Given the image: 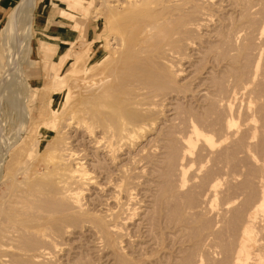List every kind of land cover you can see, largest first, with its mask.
Listing matches in <instances>:
<instances>
[{"label":"rangeland","instance_id":"374dc122","mask_svg":"<svg viewBox=\"0 0 264 264\" xmlns=\"http://www.w3.org/2000/svg\"><path fill=\"white\" fill-rule=\"evenodd\" d=\"M21 1L22 0H0V47H2L0 48V63H1L0 64V138H3V142L12 144L9 150L10 153H12L13 151H18V148L19 150H21V152L18 151L19 152L18 156L17 157L15 156L16 157L15 159L11 158V156L7 154L0 156V179H1L0 205L1 203L4 202L2 205L5 206V204L11 202L13 204H17L20 210L23 209V211H30L35 213L38 212L40 214L42 213V215L39 214L36 215L42 216L43 217L42 221L43 220L45 221L47 219L50 221H47L48 223L46 221L45 222L43 221L44 225L42 226L41 231L42 232L44 231L45 235L44 233L42 234L41 231L38 233L39 235L36 233H34L35 235L33 233H31L30 235V232H32L31 230L28 231L25 230V232H22L23 230L20 229L22 225L20 224L21 222L14 223L16 222V220L12 219V217L7 218V215L5 213L3 214L1 213L0 264H31L30 260L25 259L27 258V253L29 252V250L31 251L32 249L33 250L36 249L37 246L38 248L39 247L41 248L42 245H43L42 248L45 247V251L48 252V259H45L46 261L48 260L47 261L48 263L46 262L47 264H202V263L226 264L227 261L229 262L228 264H231L230 258H232L235 249L233 248L235 247L234 243L235 242L237 243L238 240V236H239L238 232H240L241 227L243 226V223L246 220V218L248 216L251 217L253 215L250 210V207L248 208V205L249 206L251 205L250 204L247 205V203H250L249 200H251L252 198H253L252 201H255L254 197L256 194L254 192L258 191V186L256 187L257 190L255 189L254 186H256L255 185L256 183L258 185L260 177L264 176L262 175L264 173V169H263L264 168V132H263L264 127L262 126L264 125V0H252V2L251 0H207V1L204 0V3L202 0L199 1L193 0L194 2L191 0H190L191 2L189 0H183V1L176 0L178 1L176 2V4L182 2V4L183 3L185 4V6L181 5L180 3V5L178 4L179 6L176 5V7L178 6V8L170 9V7L169 8L167 7L164 8L163 10H160L161 13L158 12L157 16L158 17L160 15L163 16L164 14L162 13L165 12V15L163 16L164 21L161 24L163 26L166 25L164 27L165 29L163 30V27L161 25L157 26L156 31L155 29L153 31L155 33L151 32V35L149 34L152 37L147 36V38H145V40L147 39V41H145L144 39H143L144 41H142V38L144 36L143 27L147 25L150 16L145 17V12L147 14L148 9L143 7L142 4H141L142 7L137 5L139 7L133 6L131 8V6H126L127 4V3L125 4L126 0L123 1L124 2L123 4H119L122 3V0H119V2L118 0H108V1L75 0L76 2H74V5L77 8L74 10H69L67 8L68 3L65 0H37L43 2L40 9V12L42 14H40L39 12L36 13L37 1L35 0V8L32 11V26L30 28V31L28 33L26 32L24 33L22 30H20L18 26L17 32L19 35L17 34V38L13 34L12 39H10L11 41L9 40L6 43V45H4L2 43V38L4 35L3 27L5 25V22L8 20V17L11 14V12L21 3ZM243 1L244 3H242ZM246 1L251 2L253 5ZM127 2H129V0H127ZM115 3L117 6L115 5ZM241 3L244 6L245 4H247L248 7L247 6L244 7ZM53 4H55V7L58 10L66 9L69 12H72L71 17H73L74 20L73 23L70 21L71 25H68L65 20H61L58 18H51L47 21V16L50 15L49 11ZM124 4L126 7L123 8H127V10L126 9L125 11L124 9L123 11L119 10L122 5L124 6ZM249 4H251L252 6H250ZM152 6L154 7V5ZM239 6L242 7V11L240 9L241 7ZM134 7L135 9L138 10L135 11ZM191 8L193 11L191 10ZM151 10H153L152 7ZM197 10L201 14L200 16L198 15L199 13L198 14L196 13ZM138 11H140L139 14ZM109 12L112 14V16L111 14H109ZM152 12L153 11H151L150 13ZM42 15L45 20L42 19ZM170 17L172 19H170ZM175 17L177 18L174 19ZM165 19L168 21L166 22ZM185 22L186 24L188 22V24L186 25ZM168 24L169 26H167ZM174 24L176 25V28L177 25H182V26L181 28L179 26L178 29H176L178 31L177 34L175 30L171 31L170 32L172 34L171 35L169 34V31L173 30V28L175 29ZM183 24H185L184 26L188 27V29H190L189 27L194 28L192 29L194 32L190 29V32H192L193 34L190 33L188 29L186 31H188L190 34L187 32L185 34L184 30L186 28L183 27ZM85 25L87 27L86 32L84 27ZM161 27L162 29H160ZM171 27L173 28L170 29ZM167 29L169 30L168 34H164L165 31H167ZM163 35L164 36L171 35L172 37L177 35V37L175 36L174 40L172 38L173 41H170V39H165ZM185 35L187 36L185 37ZM180 36L182 37V39H184L183 41L179 40L181 38ZM220 36H222V38ZM162 37L164 38V40L162 39ZM14 39L16 40L13 41ZM156 39L158 40L156 41ZM227 39L229 40V43ZM162 40L163 42L165 41V43L161 42ZM166 40L167 43L170 41L169 42L170 44H167ZM176 40H178L179 42L175 43L177 42ZM9 42H11V44L13 42L14 43L13 45H11ZM156 42L157 44H155ZM160 42L163 44L162 46L164 47L166 46V48L170 47L171 49L174 46L173 44L175 43L174 48H176V50L179 51L178 53H176V51L175 52L173 51L174 54L172 55H174L173 56L174 59H172V56L169 58L170 55H167L168 59L166 60L169 61L172 59L171 60L172 62L170 61L171 63L168 61L166 62L165 60V63L170 64V66H167V68H165L166 66L163 68L162 65L163 63H161V61L164 62V57H163L164 55L161 53V49L159 50V48H163L158 46L161 45ZM182 42L185 43L187 47L185 45L184 46L181 45L183 44ZM244 45L246 46V48ZM180 46L181 48H179ZM110 47L112 48L111 51H110L111 49ZM135 48H137V50ZM150 48H152L153 50ZM138 49L141 51H139ZM144 51L146 52L144 53ZM154 51L160 52L162 56H157L161 54L160 53L156 54ZM237 51H239L238 52L239 55H237ZM8 53L14 54L13 59L15 60V63L13 67H11L12 66L11 63H7ZM123 53H124V57H122ZM235 54L238 57H234ZM92 56H95L94 60L92 61L95 63L91 69L85 70L81 66L79 67V64L81 65V62L87 61V59ZM65 57L67 58V61L64 64V66H62V62ZM158 57L159 58L161 57L160 58L161 61L158 60L159 59ZM231 57L233 59L235 58L236 61L235 59L233 60ZM228 58H231L234 63L235 62L237 63L234 64L232 63L231 59H229V61H231L229 64ZM80 59H82L83 61ZM128 59H131V61ZM149 59L151 60V62L148 61ZM116 60H118L119 62H117ZM123 61L125 63H127L128 61V64L124 63L126 65L125 66L124 64H122ZM153 62L154 64L156 63L155 64L156 66L153 64ZM118 63H121L122 65ZM131 63H134V65L135 64L137 65L139 63L137 66L135 65L136 67H138L139 70H136L137 68ZM232 64L234 67L233 70H232L233 67H231ZM236 64L241 71L237 68V66H234ZM111 65L114 68L111 69L110 67ZM131 65L133 67H131ZM116 67H118L119 69H117ZM124 67L125 68L127 67V69L125 70ZM235 67L239 70V71L236 70L238 73L235 71ZM120 68L124 69L123 71L127 74V76L125 75L124 72L120 70ZM129 70H132L131 71L132 73ZM133 70H136L137 72H133ZM119 71L121 74L124 73L123 74L124 76L121 75ZM144 71H146L145 73L147 74V76L146 74L144 75L143 73ZM148 72L150 74H148ZM151 72L152 74L154 73L153 76ZM253 72L254 73L256 72L257 74L256 73L255 74L257 76L254 75ZM113 73H117V75ZM137 73H139L140 75ZM240 74L243 76L241 77ZM107 75L108 76L110 75L109 79L107 78L108 77ZM115 75L119 77L117 78L120 81L116 78ZM59 76L62 77V79H59V84H57L58 81L55 79L56 77L58 79ZM139 76L142 78V80H146V81H141V78ZM120 77H123V79ZM133 77H136V79ZM106 78L107 80H105ZM11 79H12V87L14 89H12V92L10 91L11 92L10 94L12 95L13 98L15 96L16 99L14 98V101L16 105L15 104L9 105L10 103L6 102V100L8 101L7 97H4V95L9 96V93L5 91L7 87L4 88L5 81ZM111 79L113 80V82H111ZM104 80L106 81V83L104 82ZM102 81L104 83H102ZM248 81H250L251 84ZM98 83H100V85H98ZM114 83H118V84L115 85ZM146 84L148 85L146 86ZM100 86L101 87L104 86V87L101 89ZM99 87L101 90L105 88L106 94L108 93L107 96L106 94L103 97L100 96V94H102V91L99 92L100 91ZM137 88L138 89L140 88L142 91L147 89L146 91L148 92L146 91L143 92L145 94L148 93L149 95L150 94L153 95V93H151L153 90H154L153 92L156 94L160 91L162 92V90L164 92L158 93L159 96L157 94V97L159 98L150 97L148 96V94H147L148 97L145 95L147 97L148 102L154 100L153 105L155 104L154 106L153 105L151 106L152 108L149 109L150 111L146 109L148 111L147 112L145 109L143 110L140 109L142 106L134 105L136 97L140 96L137 95L138 92ZM89 89L91 90L88 91ZM131 89H133L134 93L136 94L135 97H134L135 94L132 93L133 91ZM140 89L138 93L141 92V94H144L142 93V91H140ZM84 90L86 92H84ZM233 90H235L237 94L233 92ZM167 91L168 93H166ZM243 91L245 93H240ZM93 92L94 93L98 92V93H95L94 95ZM90 93L93 95L94 98ZM55 95L58 96V104L56 106L52 105V97ZM89 95L90 97H88ZM84 96L85 98H82ZM141 96L140 98L143 100V102L148 103L146 101L145 96H142L143 98ZM214 96L217 98V100H219L222 97V99L220 100L223 101L224 99L225 103L226 101L227 102L229 101L228 104L229 103L231 104V106L229 104V108L233 107L232 109L235 110L234 111L230 109V112L234 111L233 113H231L234 120V124L231 126H233L232 127L233 129L237 128L236 130L238 132V135L237 133L236 135L239 136V132L241 133V131H243L242 129H238L242 121L250 117L252 118L251 120L252 124L256 125L257 128L254 131H252V135L254 136H252L250 133L249 136L246 135L247 133L246 134L244 133L243 135L244 132L243 131L241 135L243 138L241 136L240 137L235 136L238 138L237 139V141L239 140L238 142L234 141L235 137L233 138V142L232 140H230L232 138H228L231 142H229L228 139H224L222 140L223 144L220 143L221 148L219 147V149L220 150L223 149L224 147L222 146L226 145L225 144L226 142H228L227 146L229 147L226 146V148L220 151L221 153L219 152V154L215 153L213 155L210 153H206V150L204 148H203L204 150H202L201 149L202 147L200 148L201 145H199L197 142V146H195L196 145L195 143L192 150L190 152L185 153L186 156H189V158H187L185 154L182 153L183 150L181 146L182 145L181 141H179V139H176L177 137L180 138V136L184 133V130L186 131L185 129L186 125H184L185 124L184 122H187V120L188 122L192 120L194 121V119L199 115L200 116L199 121L197 122V124L198 123L200 124L197 125L199 128L204 126L205 128L207 127L206 130H211L212 128H208V127L212 126L214 127V131L222 130L220 129V124L222 125L221 121L222 119L225 118V116L221 118L223 112L220 106H217L218 103L216 105L217 108L215 107V103L217 100L216 101L213 100ZM3 97L6 98V100ZM86 97L89 99L91 98V101L89 99L86 100ZM97 97H99L101 100H96L99 99ZM81 98L84 100H82ZM235 98L237 99L238 102H236ZM132 100L134 103L132 102ZM106 101L107 102L110 101L111 104L107 103ZM213 101L215 103H212ZM19 103L27 106L28 110H26L25 112L22 109L19 110L17 107V104ZM116 103L120 106H118ZM210 103H211L210 105L211 109L209 106ZM207 105L209 109L206 107ZM12 106H15L16 109L15 107ZM88 106H90L89 109ZM247 106L249 107L248 109ZM52 110L55 111V113H53ZM188 113L189 116L185 115ZM214 113L216 117L214 116ZM216 113L218 114L219 117H217ZM224 113L227 116L228 112L226 113L225 111ZM103 114H105V116ZM192 114H194V116L191 117ZM65 115L68 118L65 117ZM91 115L94 116L92 117ZM193 117L194 119L191 120V118ZM203 117L204 118L207 117L208 120L204 119ZM217 118L221 119V120L219 119L220 124L218 123ZM77 119H80L81 122L80 120L79 122H77L78 121ZM213 119H217V121ZM94 120L96 123L93 122L91 124V122ZM101 120L103 121V123ZM183 120L185 121L182 122ZM204 120L208 123L210 122L209 125L211 123L212 124L209 126L208 124H206ZM98 121L99 123L101 122L100 125L102 124L100 126L101 128L97 126ZM124 121L125 123H127L126 124L127 126L134 127L136 132L138 131V134L133 131L134 133L133 132L132 133L134 135L132 134L130 139L126 140V144L125 142H123V144H121L120 149L114 151L116 154L113 152L115 156H113V154L112 156L107 154L109 156L108 157L107 155H105V153L103 154L97 152L93 153L94 148H92V145L90 144L91 141L102 138L104 134L106 136L109 132L111 134L117 133L120 124L122 123L125 124ZM135 124H140L142 128L136 129V127L134 126ZM92 125H94L95 128H93L94 126ZM104 125L107 131L104 130L105 127H102ZM34 128L37 129L35 130ZM85 128L89 132L85 133L84 132L86 131ZM88 128L93 130V133L96 134L90 133L92 131L88 130ZM181 129L184 130L182 131ZM178 130L180 132L182 131L181 132L182 134ZM59 132L62 133L59 134ZM101 132L102 133L106 132V133L102 134ZM29 134L31 135V137ZM245 136H247V139ZM248 137H252L253 139L251 138L249 139ZM61 140L63 141V143ZM129 140L132 142L130 143ZM59 141H60V146H59ZM248 141H250V143L252 144L251 147L253 149L252 150L250 149V147H248L250 152H246L247 149L246 145L249 144ZM178 143L181 145H179ZM172 144L173 146H171ZM49 146L53 147V149L52 148L49 149L48 148ZM54 147H56L58 150ZM198 147L200 148V150ZM197 148L199 150L198 151L199 153L196 152ZM61 149H64L63 151L66 152L70 151L72 153H75V156L80 152L78 156H80L82 159L78 158L77 160L76 158L74 160H71V162L69 161L70 162L69 164L66 163L65 165L67 164L70 165L72 162L76 160L77 161L82 160L84 166H87L85 167V169H87L89 175L91 174L90 176L92 177L93 181H91V183H88V185L85 184L86 186L82 185L83 188L80 187L82 190L80 189L81 196L79 195V197L81 204H83L82 205L83 206L82 208L84 209L82 211L83 213L77 212V214H75L76 211L73 210L71 207H70L71 209L69 208L70 205L68 204L70 203L64 201V198L62 199L60 194H58V192L61 193L59 187H58L59 191L56 189L58 185V182L56 181H58V179H62L63 175L62 178L60 176L57 179V175L61 170V168H59L60 170L57 169L55 167V164L52 163L55 160L53 158H56L54 156L62 152ZM194 152L195 154L197 153L196 154L197 156L194 155ZM245 153H247V156ZM206 154L208 156L212 155L209 156V158H211L210 159L211 161L208 159V156ZM198 155L200 158H198ZM94 157L96 158V163ZM112 157L113 158L115 157L116 159L114 158L115 159L114 160ZM214 157L216 158L215 160L213 159ZM251 157L254 158L251 159ZM110 158L112 159V162L114 161L113 163L111 162ZM184 159L185 161L188 160V162L185 163ZM200 159H202L203 162L202 161L199 162ZM180 163H185L184 165H186L184 166L182 164L184 166V173L182 177L185 181L183 182L182 185H179L177 181L179 180L180 177V172L178 171ZM254 164L255 166L257 165L256 168L254 167ZM72 165L73 163L69 167L72 168L74 166ZM251 165H253V167L255 168L254 170ZM64 167L65 166L62 167V170L65 169ZM52 168L53 170L55 169L54 171L56 170L57 171L56 172L52 171ZM117 168H119V170ZM62 170L60 171L61 174H63ZM65 171L66 170H64V173ZM199 172L203 173V175ZM260 173L261 176H259ZM186 174L190 178H187V176H185ZM190 174L191 175L193 174L192 175L193 177L190 176ZM214 174L215 176L216 175L217 176L215 177ZM253 174L254 176H256L255 178ZM227 175H229L227 177L228 179L225 178ZM197 176L199 178H197ZM212 176L214 177L212 178ZM55 177L57 180L55 179ZM190 179L192 182L194 181L193 184L190 181ZM205 179L206 181L204 182ZM212 179L216 181L218 180L217 181L218 183L216 185L217 191L215 195H213V193L210 195L211 192L208 191V186L210 182L213 181ZM54 180L57 185L54 184ZM187 180H189L190 182ZM228 180L229 183H227ZM237 180L238 182H236ZM207 181L208 183H206ZM31 182L32 184H30ZM234 184L236 185V189ZM114 185L115 186L117 185L118 187H115ZM222 185H225L227 190H225L224 186ZM229 185H231V188ZM119 186L120 188L121 187L122 188L128 187V188L126 189V192L125 191L123 192L119 189ZM31 187L36 189L35 194L39 193L38 191H40L41 194H38L39 196L36 195V197L35 194H32V196L30 197L26 196L24 191L26 190L27 192V190L30 189ZM220 189L222 190L221 192L223 191L224 192L221 194L218 193L219 195L217 196V192H219ZM230 189H233L235 191V194L234 191ZM237 189L240 190L239 193H238L239 190ZM247 190L250 191L251 194L250 196H252L251 199H249L250 198L249 191ZM127 191L131 192L132 199L130 200L125 199L127 198V196L124 195V193L127 194ZM227 191H229L230 196ZM28 192L30 191L28 190ZM42 193L43 195L45 194L46 196H47L46 193H48L49 196L44 197ZM246 193L249 196L248 198ZM252 193L255 194L254 197ZM206 194H209L210 196H207ZM232 195L233 198L231 197ZM220 196L221 198H219ZM243 196L244 197L246 196V198L249 200L245 199L246 201L243 202L244 200ZM115 198L116 199L118 198L117 199L118 202H116L117 200ZM125 200L126 202H123ZM237 200H241L239 201L240 205L236 204L238 203ZM32 202L35 204L33 205L35 207L31 205L33 208H30L29 205ZM117 203L118 206L120 205V203L122 204L126 203L123 206L125 209L124 208H123L124 210L121 209L122 208L121 205L118 207ZM219 204L221 205L222 210L226 208L224 210L225 212L229 210L227 212L228 214L222 210H221L222 212L220 211L221 207ZM1 207L2 206H0V208ZM127 207L130 208L128 209ZM197 207L198 209L200 208L201 210L200 211L197 210ZM203 207L204 208L207 207L205 208L206 210ZM68 208L71 210L68 211L69 214L67 212ZM123 211L127 213H124ZM211 211L213 213H210ZM48 212H51L49 214L52 216H50ZM52 212L55 213L52 214ZM44 213H47L48 215L47 214L45 215ZM225 214L227 216H225ZM212 215L216 216L217 218L213 217ZM260 216L257 217L258 219L256 218L258 220V221L256 220L255 222L256 225L254 224V226L257 227V230L259 226H260L259 229H261V225H263L262 223H264L261 222L264 221L263 218L264 216H261L262 220ZM5 217L8 219L9 222ZM49 217L53 219L51 220V218ZM212 217L214 220L212 219ZM223 217L224 218L226 217V220ZM9 219L11 221L14 220V222L13 221L11 222ZM100 219L102 220L100 221ZM215 220H217L218 222ZM238 220H240L242 223ZM103 221L105 223L109 222L110 225L114 223L117 224L118 231L116 232V234L115 233L113 234V232L109 231L108 229L106 230V228H109L108 223L106 224L104 223L105 225L102 224V226H104V229L100 228L99 230L100 227L99 223H102ZM121 222L123 223L121 224ZM11 223H14L18 225V227L19 226L20 227L17 228L16 225H12ZM9 224H11L12 226ZM217 226L221 227V229H219V227ZM43 227L45 230L43 229ZM256 227H254L255 230ZM18 229H20L22 233L20 232L18 233L19 231ZM216 230H218V232ZM236 230H238L237 233H235ZM212 231L213 232L215 231L214 234L211 235L213 237L210 236V234H212ZM260 231L262 234V232H264V229ZM256 233L259 234L260 233L259 230L258 232L256 231ZM36 235H38L39 237L37 236L38 237L37 238ZM40 235L41 236L44 235V236L41 237ZM107 235L109 237H107ZM100 236H102L103 238L105 236L107 239L105 238L103 239ZM263 236L264 234H262V237ZM42 238L43 240H41ZM219 239H221L223 242L220 241ZM44 241H51V242L49 243L45 242L43 244L42 242ZM108 241L109 243L110 242L111 243L110 244L106 243ZM217 241L218 243L216 244ZM200 242L202 243L201 246H200L201 244ZM220 242H222V244ZM213 246L216 248H214ZM48 247L49 250L46 249ZM205 249L206 252L204 251ZM213 249L215 250V253ZM23 250L28 251V252L24 251L26 253L25 255L26 257H24L23 255L24 253ZM263 251H258L260 253L259 259L261 261V264H264ZM229 253H231L232 255H230ZM215 254H217V256H215ZM210 257L211 258L214 257L213 260L210 259ZM200 258L202 259L204 258V259L202 260ZM205 258L207 259L209 258L208 259L209 262H207ZM41 263L46 264L45 261Z\"/></svg>","mask_w":264,"mask_h":264},{"label":"bare ground","instance_id":"6f19581e","mask_svg":"<svg viewBox=\"0 0 264 264\" xmlns=\"http://www.w3.org/2000/svg\"><path fill=\"white\" fill-rule=\"evenodd\" d=\"M102 1V0H101ZM100 1V2H101ZM106 1H108V0H106ZM124 0H122V3H119V4H123L124 2H123ZM171 1V2H170ZM181 1V0H180ZM183 1V0H182ZM190 1V0H189ZM191 1H193V0H191ZM190 1V2H191ZM194 1H196V0H194ZM193 1V2H194ZM197 1H199V0H197ZM203 1V3H204V0H202ZM207 1V0H206ZM118 2H119V0H118ZM118 2H116V3H118ZM176 2H178V1H176V0H140V1H137V0H129V2H127V0H126V2H125V4H126V6H131V8L133 7V6H135V7H139V6H141V4H142V6L143 7H145L146 9H148V11L149 10H151V7L153 8V10H151V11H153L152 13H150L151 11H147V14H146V12H145V17H147V16H150V19H148V23H147V25H145L143 28H144V33H143V38H142V41H144L145 40V38H147V36H150L151 35V32H153L154 31V29H155V31H156V27L157 26H159V25H161L162 24V22L164 21V15H165V12H163L162 14H164L163 16L162 15H160L159 17L157 16V13L158 12H160V10H163L164 8H169L170 7V9L172 8V9H174V8H178V6L180 5V3H181V5H184L185 6V4L183 3L182 4V2H180V3H178V4H176ZM185 2V1H184ZM201 2V1H200ZM240 2V1H239ZM246 2H248V1H246ZM251 2H252V0H251ZM251 2H248V3H251ZM116 3H115V5H116ZM186 3H187V1H186ZM198 3V2H197ZM202 3V4H203ZM206 3V2H205ZM237 3V2H236ZM242 3H244V1L242 2ZM241 3V4H242ZM125 4H124V6L122 5L121 6V8L119 9V10H121V11H123V9H124V11H125V9L127 10V8H123V7H126L125 6ZM191 4V3H190ZM199 4V3H198ZM252 4V3H251ZM251 4H249L250 6H252ZM105 5V4H104ZM137 5H139V6H137ZM152 5H154V7L152 6ZM176 5H178L177 7H176ZM195 5V4H194ZM204 5V4H203ZM243 5V4H242ZM100 6V5H99ZM117 6V5H116ZM118 6H120V5H118ZM141 6V7H142ZM188 6V5H187ZM200 6H202V5H200ZM244 6V5H243ZM245 6H247L248 7V5L247 4H245ZM244 6V7H245ZM106 7V6H105ZM110 7V6H109ZM135 7H134V9H135ZM156 7V8H155ZM198 7V6H197ZM238 7V6H237ZM239 7H241V6H239ZM35 8V0H22L21 1V3L11 12V14L9 15V17H8V20L5 22V25H4V27H3V32H4V35H3V38H2V43L4 44V45H6V43L10 40V39H12V37H13V34L16 36V38H17V34H18V32H17V30H18V26H19V28H20V30H22L24 33L26 32V33H28L29 31H30V28H31V26H32V11H33V9ZM112 8V7H111ZM130 8V9H131ZM192 8H194V7H192ZM192 8H191V10H192ZM128 9H129V7H128ZM143 9V8H142ZM197 9V8H196ZM199 9H200V7H199ZM241 9V11H242V7L240 8ZM111 10V9H110ZM136 10H138V9H135V11ZM190 10V9H189ZM141 11V10H140ZM140 11H138V14L140 13ZM193 11V10H192ZM245 11V10H244ZM111 12V11H110ZM109 12V14H111ZM113 12V11H112ZM143 12V11H142ZM141 12V13H142ZM155 12V13H154ZM133 13V12H132ZM136 13V12H135ZM144 13V12H143ZM142 13V14H143ZM161 13V12H160ZM192 13V12H191ZM190 13V14H191ZM197 14L199 13L198 12V10H197V12H196ZM205 13V12H204ZM245 13V12H244ZM247 13V12H246ZM250 13H252V12H250ZM142 14H140V15H142ZM249 14V13H248ZM248 14H247V16H248ZM134 15V14H133ZM181 15V14H180ZM188 15V14H187ZM194 15V14H193ZM199 16L201 15L200 13L198 14ZM250 15V14H249ZM111 16H112V14H111ZM110 16V17H111ZM136 16H137V14H136ZM162 16V17H161ZM190 16V15H189ZM195 16H197V15H195ZM207 16H208V14H207ZM246 16V17H247ZM135 17V16H134ZM173 17V16H172ZM250 17V16H249ZM133 18V17H132ZM167 18V17H166ZM177 17H175L174 19H176ZM198 18V17H197ZM252 18V17H251ZM170 19H172L171 17H170ZM166 20V19H165ZM185 20V19H184ZM195 20V19H194ZM198 20V19H197ZM197 20H196V23H197ZM200 20H202V19H200ZM204 20H205V18H204ZM168 20H166V22H167ZM249 21H251V20H249ZM179 22V21H178ZM203 22H205V21H203ZM169 23V22H168ZM184 23V22H183ZM207 23V22H206ZM164 24V23H163ZM170 24V23H169ZM169 24L167 25V26H169ZM178 24V23H177ZM185 24H186V22H185ZM185 24H183V27H185L186 29L184 30V33L186 34V32L187 33H189L190 32V29L192 30V29H194V28H192V27H189L190 29H188V27H186V26H184ZM187 24H188V22H187ZM186 24V25H187ZM190 24V23H189ZM193 24V23H192ZM202 24V23H201ZM175 25V24H174ZM194 25V24H193ZM198 25V24H197ZM162 27H163V30L165 29L164 27L166 26V25H161ZM180 26V28H181V26L182 25H177V28H176V25H175V29L173 28V27H171L170 29H172L173 28V30H170L169 28V30L167 29V31H165V33L164 34H168V31H169V34H171L170 32L171 31H174L175 30V32H176V34H177V30L176 29H178V27ZM200 26V25H199ZM206 26V25H205ZM162 27L160 28V29H162ZM167 28V27H166ZM188 29V31H186ZM152 30V31H151ZM157 30H158V28H157ZM162 31V30H161ZM193 31V30H192ZM263 31V30H262ZM141 32V31H140ZM158 32V31H157ZM163 32V31H162ZM194 32V31H193ZM153 33H155V32H153ZM152 33V34H153ZM172 33H174V32H172ZM190 33H192V32H190ZM189 33V34H190ZM234 33H235V31H234ZM233 33V34H234ZM150 34V35H149ZM179 34H181V33H179ZM193 34V33H192ZM231 34V33H230ZM19 35V34H18ZM172 35V34H171ZM164 36L163 35V37H165V39H170V41H173L174 40V38H175V36L177 37V35H175V36ZM14 36V37H15ZM154 36V35H153ZM187 35H185V37H186ZM226 36V35H225ZM225 36H224V38H225ZM230 36V35H229ZM239 36H241V35H239ZM26 37V36H25ZM150 37H152V36H150ZM156 37V36H155ZM162 37V39L164 40V38ZM181 37V36H180ZM179 37V38H180ZM185 37H183V38H185ZM221 38H222V36H220ZM220 37H219V39H220ZM233 37V36H232ZM157 38V37H156ZM159 38V37H158ZM172 38H173V40H172ZM144 39V40H143ZM160 39V38H159ZM178 39V38H177ZM185 39H187V38H185ZM229 39H231V38H229ZM233 39V38H232ZM239 39V38H238ZM16 39H14L13 41H15ZM18 40V39H17ZM158 39H156V41H157ZM163 40L161 41V42H163ZM180 41L182 40H184V39H182V37L179 39ZM187 40H189V39H187ZM223 40H225V39H223ZM11 41V40H10ZM145 41H147V39L145 40ZM169 41V42H170ZM177 42H175V43H178L179 41L178 40H176ZM186 41V40H185ZM227 41H228V43H229V40L227 39ZM234 41V40H233ZM19 42V41H18ZM113 42H114V40H113ZM159 42V41H158ZM160 42V43H161ZM167 43V40H166V43L167 44H170V43ZM187 42H189V41H187ZM193 42V41H192ZM235 42V41H234ZM10 44H11V42H9ZM14 43V42H13ZM13 43L11 44V45H13ZM117 43H118V41H117ZM163 43H165V41L163 42ZM175 43L173 44L174 46H175ZM183 43V42H182ZM2 44V45H3ZM15 44H16V42H15ZM116 44V43H115ZM144 44H145V42H144ZM155 44H157V42L155 43ZM180 44V43H179ZM190 44V43H189ZM1 45V46H2ZM154 45V44H153ZM163 44L161 43V45H158V46H160V47H163V48H159V50L161 49V53L164 55L163 57H164V62H162L161 60H160V58L158 59V60H160L161 61V63H163L162 65H163V68L165 67V68H167V66H170V64L169 63H165V60L166 59H168L167 58V55H170L169 56V58L172 56V59H174V55H172V54H174L173 53V51L175 52L176 51V53H178L179 51H177L176 50V48H174V46L172 47V49L169 47V48H166V46L164 47V46H162ZM165 45V44H164ZM171 45H172V43H171ZM178 45V44H177ZM181 45H185V43H183V44H181ZM133 46V45H132ZM140 46H141V44H140ZM155 46V45H154ZM179 46V45H178ZM182 46V47H183ZM186 47H187V45H185ZM245 46V45H244ZM12 47V46H11ZM115 47V46H114ZM118 47H119V45H118ZM144 47V46H143ZM0 48H2V47H0ZM111 48V47H110ZM109 48V49H110ZM125 48V47H124ZM140 48H142V47H140ZM153 48V47H152ZM152 48H150V49H152ZM178 48V47H177ZM179 48H181V46L179 47ZM178 48V49H179ZM242 48V47H241ZM245 48H246V46H245ZM114 49V48H113ZM117 49V48H116ZM136 50H137V48H135ZM145 49V48H144ZM149 49V50H150ZM175 49V50H174ZM13 50H14V48H13ZM112 50V48L110 49V51ZM115 50V49H114ZM113 50V51H114ZM136 50H133V51H136ZM139 50V49H138ZM147 50V49H146ZM153 50V49H152ZM151 50V51H152ZM172 50V51H171ZM239 50V49H238ZM243 50H245V49H243ZM112 51V52H113ZM116 51V50H115ZM114 51V52H115ZM128 51V50H127ZM139 51H141V50H139ZM240 51V50H239ZM239 51H237V55H239L238 54V52ZM242 51V50H241ZM113 52V53H114ZM117 52V51H116ZM124 52H125V50H124ZM146 51H144V53H145ZM155 52V51H154ZM156 54L157 53H160V52H155ZM160 53V54H161ZM17 54V53H16ZM129 54V53H128ZM142 54V53H141ZM155 54V55H156ZM162 54L161 55H157V56H162ZM166 54V55H165ZM13 53H8V56H7V63H11L12 64V66L11 67H13L14 66V63H15V60L13 59ZM123 56L122 57H124V53L122 54ZM148 55H149V52H148ZM147 55V56H148ZM241 55V54H240ZM138 56V55H137ZM232 56V55H231ZM119 57H121V56H119ZM140 57H142V56H140ZM162 57V58H163ZM233 57V56H232ZM231 57V58H232ZM234 57H238V56H236V54H235V56ZM94 58H95V56H92V57H90V58H88L87 59V61H83L82 59H80V60H82L83 62H81V65L79 64V67L81 66L83 69H91L92 67H93V65H94V63L95 62H92L93 60H94ZM126 58H128V57H126ZM126 58H125V60H126ZM231 58H228V61H229V59H231ZM133 59V58H132ZM171 59V60H172ZM233 59V58H232ZM232 59H231V61H232ZM235 59V58H234ZM233 59V60H234ZM109 60V59H108ZM119 60V59H118ZM118 60H116L117 62H119ZM128 60H130L131 61V59H128ZM171 60H166V62L168 61V62H170ZM66 61H67V58L65 57L64 59H63V62H62V66H64V64L66 63ZM143 61V60H142ZM148 61H150L151 62V60L149 59ZM160 61H159V63H160ZM231 61H229V64H230V62ZM235 61H236V59H235ZM92 62V63H91ZM113 62V61H112ZM172 62V61H171ZM170 62V63H171ZM6 63V64H7ZM125 62L123 61V63L122 64H124ZM135 63V62H134ZM134 63H131V64H133L134 65ZM137 63V62H136ZM142 63V62H141ZM158 63V64H159ZM232 63H234L233 61H232ZM235 63H237V62H235ZM234 63V64H235ZM1 64V63H0ZM118 64H120V65H122L121 63H118ZM125 64H128V61H127V63H125ZM124 64V65H125ZM139 64V63H138ZM137 64V65H138ZM153 64H154V62H153ZM156 64V63H155ZM154 64V65H155ZM115 65H117V64H115ZM120 65H119V67H120ZM123 65V66H124ZM130 65V64H129ZM136 65V64H135ZM134 65V66H135ZM136 65V66H137ZM143 65V64H142ZM15 66H16V64H15ZM126 66V65H125ZM135 66V67H136ZM156 66V65H155ZM234 66H237V64L236 65H234ZM111 67V69L112 68H114V67H112V65L110 66ZM122 67V66H121ZM131 67H133L132 65H131ZM130 67V68H131ZM141 67V66H140ZM144 67V66H143ZM151 67H152V65H151ZM231 67H233V64L231 65ZM10 68V67H9ZM100 68V67H99ZM117 69H119L118 67H116ZM125 68V67H124ZM137 69L136 70H139L138 69V67H136ZM146 68V67H145ZM162 68V67H161ZM237 68H238V66H237ZM236 67H235V71L237 70V71H239L238 69H237ZM11 69H13V68H11ZM127 69V67L125 68V70ZM143 69V68H142ZM234 69V67L232 68V70ZM9 70V69H8ZM120 70L122 71V72H124L123 70V68L121 69L120 68ZM136 70H133V72H137ZM145 70V69H144ZM152 70V69H151ZM252 70V69H251ZM112 71V70H111ZM130 72L132 71V70H129ZM147 71V70H146ZM146 71H144L143 73H144V75L146 74L145 72ZM236 71V72H237ZM241 71V70H240ZM115 72V71H114ZM118 72V71H117ZM127 72H128V70H127ZM139 72V71H138ZM10 73V72H9ZM119 73H120V71H119ZM118 73V74H119ZM125 73V72H124ZM123 73V74H124ZM132 73V72H131ZM131 73H128V74H131ZM232 73H233V71H232ZM231 73V74H232ZM238 73V72H237ZM240 73V72H239ZM243 73V72H242ZM250 73V72H249ZM254 73V72H253ZM256 73V72H255ZM254 73V75H256ZM107 74H108V72H107ZM113 74H116L117 75V73H113ZM113 74H110V75H113ZM121 74V73H120ZM123 74H121V75H123ZM136 74V73H135ZM137 74H139V73H137ZM142 74V73H141ZM148 74H150L149 72H148ZM151 74H152V72H151ZM244 74V73H243ZM251 74V73H250ZM250 74H249V76H250ZM64 75V74H63ZM88 75H90V74H88ZM105 75V74H104ZM109 75V76H110ZM115 75V76H116ZM120 75V76H121ZM125 75L127 76V74L125 73ZM134 75V74H133ZM140 75V74H139ZM143 75V76H144ZM154 75V73L152 74V76ZM160 75H162V74H160ZM241 75V74H240ZM252 75V74H251ZM13 76V75H12ZM62 76V75H61ZM108 76V75H107ZM109 76L107 77L108 79H109ZM114 76V77H115ZM124 76V75H123ZM136 76V75H135ZM138 76V75H137ZM146 76H147V74H146ZM150 76V75H149ZM148 76V77H149ZM243 75H241V77H242ZM257 76V75H256ZM113 77V78H114ZM118 76H116V78H117ZM140 77V76H139ZM165 77V76H164ZM236 77H238V76H236ZM107 78L105 79V80H107ZM119 78V77H118ZM117 78V79H118ZM120 78H122L123 79V77H120ZM133 78H135L136 79V77H133ZM138 78V77H137ZM141 78V77H140ZM240 78V77H239ZM254 78H255V76H254ZM59 79H62V77H58V79H57V77H56V79L55 80H57L58 81V83L57 84H59ZM64 79V78H63ZM95 79V78H94ZM98 79V78H97ZM100 79V78H99ZM117 79H115V80H117ZM132 79V78H131ZM71 80V79H70ZM78 80V79H77ZM104 80V82L106 83V81ZM119 80V79H118ZM54 81V80H53ZM62 81V80H61ZM60 81V82H61ZM120 81V80H119ZM135 81V80H134ZM140 81V80H139ZM141 81H146V80H142V78H141ZM237 81V80H236ZM241 81V80H240ZM63 82V81H62ZM61 82V83H62ZM85 82V81H84ZM103 81H102V83H104ZM111 82H113V80L111 79ZM248 82H250V81H248ZM247 82V83H248ZM54 83V82H53ZM55 83H56V81H55ZM73 83V82H72ZM100 83H101V81H100ZM100 83H98V85H100ZM136 83V82H135ZM147 83V82H146ZM56 84V85H57ZM82 84V83H81ZM91 84V83H90ZM95 84V83H94ZM115 85L116 84H118V83H114ZM250 84H251V82H250ZM78 85V84H77ZM135 85V84H134ZM148 84H146V86H147ZM105 86H107V85H105ZM138 86V85H137ZM136 86V87H137ZM163 86V85H162ZM243 86V85H242ZM241 86V87H242ZM7 87V88H6ZM75 87V86H74ZM79 87V86H78ZM92 87V86H91ZM101 87V86H100ZM100 87H99V92H101L102 91V94H100V96L101 97H103V96H105V94H106V90H105V88L103 89V90H101L103 87H101V89H100ZM150 87V86H149ZM4 88H6L5 89V91L6 92H8L9 93V96L8 95H4V97H7V99H8V101L6 100V98H4L5 100H6V102H9L10 104L9 105H14L15 104V101H14V98H15V96H14V98L12 97V95L10 94L11 92H12V89H14L13 87H12V79L11 80H6L5 81V86H4ZM81 88V87H80ZM87 88V87H86ZM85 88V89H86ZM143 88V87H142ZM156 88V87H155ZM244 88V87H243ZM247 88H249V87H247ZM96 89V88H95ZM97 89H98V86H97ZM96 89V90H97ZM112 89H113V87H112ZM112 89H110V90H112ZM138 89V88H137ZM140 89V88H139ZM139 89H138V92H139ZM241 89V88H240ZM57 90V89H56ZM91 89H89L88 91H90ZM95 90V91H96ZM132 91H133V89H131ZM147 90V89H146ZM146 90H143L144 92L146 91ZM150 90H151V88H150ZM202 90V89H201ZM200 90V91H201ZM236 90V89H235ZM235 90H233V92H235ZM245 90H246V88H245ZM248 90V89H247ZM11 91V92H10ZM88 91H87V93H88ZM114 91V90H113ZM140 91H142L141 89H140ZM142 91V93H144ZM154 91V90H153ZM151 92V93H153V95H149L148 93H144V94H141V92L140 93H138L137 91H135V92H137V95L139 96H147V94H148V96H150V97H153V98H155V97H157V94L158 93H160V92H158L157 94L156 93H154V92ZM199 91V92H200ZM1 92H2V90H1ZM16 92V91H15ZM66 92V91H65ZM64 92V93H65ZM82 92H83V90H82ZM84 92H86L85 90H84ZM146 92H148V91H146ZM162 92H164L163 90H162ZM161 92V93H162ZM238 92V91H237ZM94 93V92H93ZM95 93H98V92H95ZM95 93H94V95H95ZM129 93H131V92H129ZM132 93H134V91L132 92ZM150 93V92H149ZM166 93H168V91L166 92ZM203 93H204V91H203ZM206 93V92H205ZM236 93V92H235ZM240 93H245L244 91L243 92H240ZM246 93H247V91H246ZM91 94V93H90ZM108 94V93H107ZM107 94H106V96H107ZM111 94H112V92H111ZM114 94V93H113ZM135 94V93H134ZM156 94V95H155ZM164 94V93H163ZM174 94V93H173ZM172 94V95H173ZM237 94V93H236ZM84 95V94H83ZM92 95V94H91ZM110 95V94H109ZM170 95V94H169ZM169 95H168V97H169ZM175 95V94H174ZM86 96V95H85ZM85 96L84 97H82V98H85ZM99 96V95H98ZM136 96V94L134 95V97ZM140 96L139 97H136V99H135V104L134 105H140V106H142L140 109H147L148 111H150L149 109H151L152 107V105H153V101H151V102H148L147 101V97L145 96V98H146V101L148 102V103H146V102H143V100L140 98ZM141 96V97H142ZM158 96H159V94H158ZM171 96V95H170ZM88 97H90V95L88 96ZM92 97H93V95H92ZM114 97V96H113ZM239 97V96H238ZM81 98V99H82ZM94 98V97H93ZM97 98H99V97H97ZM111 98H112V96H111ZM115 98V97H114ZM143 98V97H142ZM157 98H159V97H157ZM171 98V97H170ZM216 97L214 96V101H216L217 100V98L215 99ZM16 99V98H15ZM19 99V98H18ZM17 99V100H18ZM87 99H89V98H87L86 97V100ZM130 99V98H129ZM149 99V98H148ZM211 99V98H210ZM218 99H219V97H218ZM220 99H222V97L220 98ZM217 100L216 101V103L213 101L212 103H215V107L217 108V106H220V108L222 109V112H223V115H222V117L221 118H223V116H225V118L224 119H222V125L219 123V119H218V123L220 124V129H222L221 131L219 130H215L214 131V127H212V126H210L209 125V123L208 122H206L205 120V122H206V124H208L210 127H208V128H212L211 130H206V128L203 126V127H198L197 125H200L199 123L197 124V122L199 121V115H198V117H196L195 119H194V117L193 118H191V120L192 119H194V121L192 120V121H189L188 122V120H187V122H184L185 120H183L182 122H184V123H182V124H184V125H186L185 127V129H186V131L184 130V129H181L182 131L184 130V136H183V134L180 136V138H176V136H177V134H176V136H175V138L176 139H179V141H181V144H179V145H181L182 146V150H183V154H185V153H187V152H190L191 150H192V148H193V146L195 145V143H196V145L195 146H197V142H198V144L199 145H201L200 146V148L202 149V150H206V153H210V154H215V153H217V154H219V152L220 151H222L224 148H226V146H227V143L228 142H226V140H225V144L226 145H224V146H222V147H224L223 149H219V147L221 146L220 145V143H222V140H224V139H228V138H232V139H230V140H232V142H233V138L235 137V136H237L238 135V132H237V128L235 129H233L232 127L233 126H231V125H233L234 124V120H233V117H232V114L231 113H233L235 110L234 109H232V108H229V104H228V102L226 101V103H225V101H224V99H223V101L222 100ZM236 99V98H235ZM234 99V100H235ZM82 100H84V99H82ZM90 101H91V98L89 99ZM88 100V101H89ZM92 100H94V99H92ZM96 100H101L100 98L99 99H96ZM145 100V99H144ZM156 100V99H155ZM240 100V99H239ZM87 101V102H88ZM104 101V100H103ZM110 101H112V100H110ZM107 102V103H110L111 104V102ZM211 101V100H210ZM18 102V101H17ZM63 102V101H62ZM83 102V101H82ZM96 102V101H95ZM120 102H121V100H120ZM132 102H133V100H132ZM231 102V101H230ZM236 102H238L237 101V99H236ZM235 102V103H236ZM90 103V102H89ZM91 103H93V102H91ZM105 103V102H104ZM118 103V102H117ZM116 103V104H117ZM123 103V102H122ZM134 103V102H133ZM208 103V102H207ZM217 103H218V105H217ZM234 103V104H235ZM58 104V96L57 95H55V96H53L52 97V105H54V106H56ZM86 104V103H85ZM16 105V104H15ZM89 105V104H88ZM109 105V104H108ZM118 105V104H117ZM155 105V104H154ZM153 105V106H154ZM211 105V103L209 104V106ZM214 105V104H213ZM217 105V106H216ZM118 106H120V105H118ZM139 106V107H140ZM230 106H231V104H230ZM236 106V105H235ZM234 106V107H235ZM12 107H15V106H12ZM17 107H18V109L19 110H23L24 112L26 111V110H28V107L27 106H25V105H23V104H17ZM84 107V106H83ZM110 107V106H109ZM113 107V106H112ZM207 108H208V105L206 106ZM71 108V107H70ZM80 108V107H79ZM90 108V106H88V109ZM138 108V107H137ZM214 108V107H213ZM220 108H218V109H220ZM249 107L247 106V109H248ZM15 109H16V107H15ZM82 109V108H81ZM84 109V108H83ZM206 109V108H205ZM209 109V108H208ZM207 109V110H208ZM210 109H211V106H210ZM230 109L231 110H234V111H231L230 112ZM54 110V109H53ZM52 110V111H53ZM75 110V109H74ZM77 110H78V107H77ZM105 110V109H104ZM111 110V109H110ZM112 110H113V108H112ZM114 110H115V108H114ZM138 110V109H137ZM144 110V111H145ZM146 110V111H147ZM213 110V109H212ZM215 110H217V109H215ZM59 111H62V110H59ZM66 111V110H65ZM80 111V110H79ZM83 111V110H82ZM85 111V110H84ZM108 111V110H107ZM147 111V112H148ZM209 111V110H208ZM221 111V110H220ZM226 111V113L228 112V114H227V116H226V114L224 113ZM73 112V111H72ZM91 112V111H90ZM109 112V111H108ZM108 112H106V113H108ZM137 112V111H136ZM140 112H141V110H140ZM140 112H138V113H140ZM212 112V111H211ZM215 112V111H214ZM53 113H55V111H53ZM63 113V112H62ZM75 113V112H74ZM79 113V112H78ZM81 113H83V112H81ZM87 113V112H86ZM105 113V114H106ZM144 113V112H143ZM21 114V113H20ZM90 114V113H89ZM88 114V115H89ZM105 114H103L104 116H105ZM142 114V113H141ZM200 114V113H199ZM217 114V113H216ZM218 114H219V112H218ZM218 114H217V117H219L218 116ZM222 114V113H221ZM225 114V115H224ZM75 115H77V114H75ZM83 115V114H82ZM87 115V116H88ZM95 115H96V113H95ZM185 115H188L189 116V113L188 114H185ZM59 116V115H58ZM92 116V115H91ZM90 116V117H91ZM94 116V115H93ZM92 116V117H93ZM192 116H194V114H192L191 115V117ZM204 116H206V115H204ZM214 116H215V113H214ZM65 117H67L66 115H65ZM77 117H80V116H77ZM89 117V116H88ZM87 117V118H88ZM91 117V118H92ZM98 117V116H97ZM210 117V116H209ZM216 117V116H215ZM68 118V117H67ZM67 118H65V119H67ZM72 118H73V116H72ZM71 118V119H72ZM83 118V117H82ZM81 118V119H82ZM99 118H101V117H99ZM103 118V117H102ZM188 118V117H187ZM204 118V117H203ZM211 118V117H210ZM209 118V119H210ZM64 119V118H63ZM62 119V120H63ZM76 119V118H75ZM95 119V118H94ZM183 119H184V117H183ZM204 119H207V117L206 118H204ZM217 119H213V120H216L217 121ZM73 120V119H72ZM78 121L77 122H79V120L80 119H77ZM87 120V119H86ZM96 120V119H95ZM95 120L94 121H92L91 122V124L94 122V123H96L95 122ZM200 120H201V118H200ZM208 120V119H207ZM221 120V119H220ZM251 120H252V118H250V117H248L247 119H245L244 121H242V123H241V125L238 127V129H242L243 131H241V133L239 132V136H237V137H240L241 135H242V132H243V135H244V133L247 135V136H249V133L252 135V131H254L255 129H257L256 128V125H253L252 124V122H251ZM66 121V120H65ZM83 121V120H82ZM91 121V120H90ZM100 121V120H99ZM99 121L97 122V124H95V125H97V126H101L100 125V123H99ZM102 121V120H101ZM67 122V121H66ZM74 122V121H73ZM80 122H81V120H80ZM89 122V121H88ZM122 122V121H121ZM204 122V123H205ZM215 122V121H214ZM20 123V122H19ZM59 123V122H58ZM65 123V122H64ZM85 123H87V122H85ZM102 123H103V121H102ZM120 123V122H119ZM124 123H125V121H124ZM138 123H140V122H138ZM187 123V124H186ZM202 123H203V120H202ZM69 124V123H68ZM83 124V123H82ZM127 123H125V124H120V126L118 127V132L117 133H108L106 136H105V134L103 135V137L102 138H99V139H95V140H92L91 141V145H92V148H94V152L93 153H105V155H107V154H109V155H111L112 156V154H113V152L114 151H117L118 149H120V147H121V144H123V142H125V144H126V140L127 139H130V137L132 136V134L134 133V132H136V130H135V128L134 127H129V126H127L126 125ZM214 124V123H213ZM63 125V124H62ZM203 125V124H202ZM201 125V126H202ZM216 125V124H215ZM17 126V125H16ZM60 126V125H59ZM70 126V125H69ZM82 126V125H81ZM85 126V125H84ZM92 126H94V125H92ZM135 127H136V129H140V128H142V126L140 125V124H135L134 125ZM182 126V125H181ZM205 126H207V125H205ZM221 126H222V128H221ZM263 127H264V125H262ZM36 127V126H35ZM62 127H64V126H62ZM66 127H67V125H66ZM79 127V126H78ZM102 127H105V125L104 126H102ZM108 127V126H107ZM215 127H217V126H215ZM262 127V128H263ZM93 128H95V126L93 127ZM92 128V129H93ZM98 128V127H97ZM101 128V127H100ZM201 128H203V129H201ZM262 128H260V129H262ZM35 129V128H34ZM37 129V128H36ZM35 129V130H36ZM59 129V128H58ZM68 129V128H67ZM76 129V128H75ZM79 129H81V128H79ZM111 129V128H110ZM145 129V128H144ZM20 130V129H19ZM84 130V129H83ZM85 130H86V128H85ZM88 130H91V129H89L88 128ZM104 130H106V127L104 128ZM264 130V129H263ZM34 131V130H33ZM32 131V132H33ZM75 131V130H74ZM92 132H90V133H93V130H91ZM103 131V130H102ZM107 131V130H106ZM110 131V130H109ZM134 131V132H133ZM238 131H240V130H238ZM56 132H57V130H56ZM85 133L86 132H89V131H84ZM83 132V133H84ZM133 132V133H132ZM264 132V131H263ZM18 133V132H17ZM54 133V132H53ZM62 133V132H61ZM60 132H59V134H61ZM89 133V134H90ZM100 133V132H99ZM102 133V132H101ZM103 133H106V132H103ZM102 133V134H103ZM137 134H138V131L136 132ZM186 133V134H185ZM236 133H237V135H236ZM35 134V133H34ZM57 134H58V132H57ZM93 134H96V133H93ZM102 134H101V136H102ZM109 134H111V135H109ZM30 135V134H29ZM109 135V136H108ZM134 135V134H133ZM95 136V135H94ZM247 136H245L246 137V139H247ZM252 136H254V135H252ZM2 137V136H1ZM30 137H31V135H30ZM58 137V136H57ZM60 137V136H59ZM88 137V136H87ZM93 137V136H92ZM135 137V136H134ZM139 137H140V135H139ZM138 137V138H139ZM216 139H215V138ZM237 137H235V139H234V141H236V142H238L237 141ZM242 137V136H241ZM62 138V137H61ZM60 138V139H61ZM65 138V137H64ZM68 138V137H67ZM66 138V139H67ZM94 138V137H93ZM243 138V137H242ZM249 139L251 138V139H253L252 137H248ZM1 139H2V141H1ZM17 139V138H16ZM56 139V138H55ZM79 139V138H78ZM135 139V138H134ZM173 139V138H172ZM241 139V138H240ZM245 139V140H246ZM28 140V139H27ZM51 140V139H50ZM53 140V139H52ZM68 140V139H67ZM85 140H86V138H85ZM229 140V139H228ZM229 140V142H231ZM29 141V140H28ZM56 141H58V140H56ZM62 141V140H61ZM130 141V140H129ZM172 141H174V140H172ZM178 141V140H177ZM178 141V142H179ZM254 141V140H253ZM46 142V141H45ZM49 142H51V141H49ZM80 142V141H79ZM82 142V141H81ZM86 142V141H85ZM87 142H88V140H87ZM132 141H130V143H131ZM244 142V141H243ZM247 142V141H246ZM252 142V141H251ZM34 143V142H33ZM37 143V142H36ZM54 143V142H53ZM52 143V144H53ZM58 143V142H57ZM62 143H63V141H62ZM65 143V142H64ZM71 143V142H70ZM88 143V144H89ZM169 143H170V141H169ZM174 143V142H173ZM248 143L249 144H251L250 143V141H248ZM56 144V143H55ZM223 144V143H222ZM234 144V143H233ZM233 144H232V146H233ZM245 144V143H244ZM247 144V143H246ZM249 144H247L246 145V147H247V149H246V152H250V150L248 149V147H250V149H252V144L251 145H249ZM254 144V143H253ZM11 145L12 144H8V143H5V142H3V138H0V156H2V155H4V154H7V155H10L11 156V158H16L17 156H18V151H20L21 152V150H19V148H18V151H13L12 153H10V147H11ZM35 145V144H34ZM44 145V144H43ZM50 145V144H49ZM62 145V144H61ZM66 145V144H65ZM68 145V144H67ZM73 145V144H72ZM90 145V146H91ZM48 146V145H47ZM56 146V145H55ZM59 146H60V141H59ZM87 146V145H86ZM123 146V145H122ZM171 146H173V144L171 145ZM180 146V147H181ZM57 147V146H56ZM56 147H54V148H56ZM66 147V146H65ZM70 147V146H69ZM227 147H229V146H227ZM244 147V146H243ZM49 149L50 148H52L53 149V147H48ZM48 148H46V149H48ZM59 148V147H58ZM61 148V147H60ZM63 148V147H62ZM91 148V149H92ZM199 148V147H198ZM198 148L196 149L197 151V153H199L198 151L200 150V148H199V150H198ZM204 148V149H203ZM221 148V147H220ZM254 148V147H253ZM21 149V148H20ZM22 149H23V147H22ZM57 149V148H56ZM75 149V148H74ZM82 149V148H81ZM90 149V150H91ZM228 149V148H227ZM243 149V148H242ZM58 150V149H57ZM64 149H61V151L62 152H60V150H59V154H57L56 156H54V157H56V158H53V159H55L54 160V162L52 163V164H55V167L57 168V169H59V168H61V170H62V167L63 166H65L64 168L65 169H63L62 170V173L63 174H61V170L59 171V173H58V175H57V179L61 176V178H62V175H63V178L62 179H58V181H56V182H58V185L56 184V182H55V180H54V184H56L57 185V187H56V189L58 190V187H59V189H60V192L61 193H59L58 191H56V192H58V194H60V196H61V198L63 199L64 198V201H66L67 203H70V204H68V205H70L69 206V208L71 207L73 210H75L76 211V213L75 214H77V212L79 213V212H82L84 209L82 208L83 206V204H81V202H80V197H79V195H80V189L81 188H83L82 187V185H85V184H87L88 185V183H91V181H93L92 180V177L89 175V172H87V169H85V167H87V166H84V164L82 163V160L80 161H77L78 160V158H80V159H82L80 156H78V154L80 153H78L76 156H78V157H76L75 156V153H72V152H66V151H63ZM66 150V149H65ZM72 150V149H71ZM89 150V151H90ZM195 150V149H194ZM193 150V151H194ZM219 150V151H218ZM253 150V149H252ZM25 151H26V149H25ZM42 151H43V148H42ZM50 151V150H49ZM73 151V150H72ZM225 151V150H224ZM245 151V150H244ZM51 152V151H50ZM82 153V152H81ZM90 153V152H89ZM115 153V152H114ZM181 153V152H180ZM196 153V154H197ZM221 153V152H220ZM222 153H225V152H222ZM45 154H47V153H45ZM51 154V153H50ZM116 154V153H115ZM115 154H113V156H115ZM182 154V155H183ZM195 154V152H194V155H196ZM242 154H243V152H242ZM246 154V156H247V153H245ZM249 154V153H248ZM253 154H254V152H253ZM252 154V155H253ZM82 155V154H81ZM97 155V154H96ZM99 155V154H98ZM207 155V154H206ZM212 155H209V156H212ZM263 155V154H262ZM14 156V157H13ZM16 156V157H15ZM48 156V155H47ZM47 156H46V158H47ZM104 156V155H103ZM108 156V155H107ZM185 156H186V154H185ZM197 156V155H196ZM208 156V155H207ZM209 156H208V159L210 160L211 158H209ZM218 156V155H217ZM249 156V155H248ZM50 157V156H49ZM48 157V158H49ZM83 157V156H82ZM87 157V156H86ZM109 157V156H108ZM107 157V158H108ZM187 158H189V156H186ZM191 157V156H190ZM202 157V156H201ZM77 158V160L76 161H74V162H72L73 163V167L71 168V167H69V166H71V164L70 165H68L70 162H71V160H74V159H76ZM84 158V157H83ZM95 158V157H94ZM106 158V157H105ZM113 158V157H112ZM115 158V157H114ZM113 158V159H114ZM118 158V157H117ZM196 158V157H195ZM198 158H200L199 157V155H198ZM204 158V157H203ZM247 158V157H246ZM254 158V157H253ZM252 157H251V159H253ZM14 159H12V160H14ZM50 159V158H49ZM90 159V158H89ZM101 159V158H100ZM111 159V158H110ZM116 159V158H115ZM114 159V160H115ZM119 159V158H118ZM193 159V158H192ZM197 159V158H196ZM214 160L216 159L215 157L213 158ZM42 160H43V158H42ZM45 160H47V159H45ZM44 160V161H45ZM51 160V159H50ZM105 160V159H104ZM194 160V159H193ZM199 160V159H198ZM198 160H197V162H198ZM258 160V159H257ZM56 161V162H55ZM70 161V162H69ZM103 161V160H102ZM184 161H185V159H184ZM192 161V160H191ZM195 161V160H194ZM203 162V160L202 159H200V161L199 162ZM211 161V160H210ZM213 161V160H212ZM248 161H249V158H248ZM254 161V160H253ZM252 161V162H253ZM259 161H261V160H259ZM263 161V160H262ZM11 162V161H10ZM13 162V161H12ZM108 162H110V161H108ZM111 162H112V159H111ZM114 162V161H113ZM112 162V163H113ZM186 162H188V160L187 161H185V163ZM193 162V161H192ZM196 162V163H197ZM50 163V162H49ZM66 163H68L67 165H68V167L70 168H68L67 167V165H65ZM93 163V162H92ZM95 163H96V158H95ZM104 163V162H103ZM106 163V162H105ZM178 163V162H177ZM185 163H180V165H179V172H180V177H179V180H177L178 181V183H179V185H182L183 184V182H185L184 181V179H183V177H182V175H183V173H184V166H186V165H184ZM205 163V162H204ZM249 163V162H248ZM251 163V162H250ZM255 163V162H254ZM259 163V162H258ZM7 164H8V162H7ZM184 166H183V165ZM63 165V166H62ZM195 165V164H194ZM7 166V165H6ZM9 166H10V163H9ZM30 166V165H29ZM92 166V165H91ZM176 166H177V164H176ZM198 166V165H197ZM205 166V165H204ZM252 167H253V165H251ZM257 166V165H256ZM256 166H255V164H254V167L256 168ZM52 167H53V165H52ZM253 167V170L255 169ZM260 167V166H259ZM7 168V167H6ZM25 168V167H24ZM195 168V167H194ZM251 168V167H250ZM8 169V168H7ZM26 169V168H25ZM118 170H119V168H117ZM264 169V168H263ZM22 170H24V169H22ZM35 170V169H34ZM55 170V169H54ZM53 170V168H52V171H54ZM64 170H66L65 171V173H64ZM203 170H205V169H203ZM235 170V169H234ZM50 171V170H49ZM57 171V170H56ZM56 171H54V172H56ZM192 171V170H191ZM202 171V170H201ZM207 171V170H206ZM260 171V170H259ZM263 171V170H262ZM23 172V171H22ZM187 172H188V170H187ZM186 172V173H187ZM194 172V171H193ZM192 172V173H193ZM205 172V171H204ZM210 172V171H209ZM208 172V173H209ZM212 172V171H211ZM238 172V171H237ZM236 172V173H237ZM256 172H258V171H256ZM261 172V171H260ZM33 173V172H32ZM53 173V172H52ZM57 173H55V174H57ZM178 173V172H177ZM190 173V172H189ZM195 173V172H194ZM199 173H201V172H199ZM213 173V172H212ZM216 173V172H215ZM222 173V172H221ZM229 173V172H228ZM233 173V172H232ZM235 173V174H236ZM242 173V172H241ZM202 175H203V173H201ZM200 174V175H201ZM206 174H207V172H206ZM1 175H3V174H1ZM17 175V174H16ZM193 175V174H192ZM191 174H190V176H192ZM195 175V174H194ZM201 175V176H202ZM218 175H220V174H218ZM224 175V174H223ZM226 175V174H225ZM229 175H231V174H229ZM229 175H227L225 178H227ZM242 175V174H241ZM262 175H264V173L262 174ZM35 176V175H34ZM56 176V175H55ZM185 176H187V174L185 175ZM198 176H199V174H198ZM197 176V178H199ZM214 176H215V174H214ZM214 176H212V178L214 177ZM217 176V175H216ZM215 176V177H216ZM246 176V175H245ZM253 176H254V174H253ZM259 176H261V173L259 174ZM32 177V176H31ZM193 177V176H192ZM211 177V176H210ZM220 177V176H219ZM232 177V176H231ZM241 177V176H240ZM247 177V176H246ZM256 176H254V178H255ZM258 177V176H257ZM187 178H190V177H188L187 176ZM202 178V177H201ZM221 178V177H220ZM219 178V179H220ZM224 178V179H225ZM230 178V177H229ZM11 179H12V177H11ZM31 179H33V178H31ZM55 179H56V177H55ZM56 179V180H57ZM122 179V178H121ZM186 179V178H185ZM192 179V178H191ZM191 179H190V181H191ZM204 179V178H203ZM209 179V178H208ZM228 179V178H227ZM238 179V178H237ZM242 179V178H241ZM1 180V179H0ZM13 180H14V178H13ZM200 180V179H199ZM198 180V181H199ZM213 180V179H212ZM253 180V179H252ZM187 181H189V180H187ZM189 181V182H190ZM203 181V180H202ZM206 181V179L204 180V182ZM211 181V180H210ZM209 181V182H210ZM218 181V180H217ZM216 180H213L212 182H210V184H209V186H208V191H210L209 193H210V195L213 193V195H215L216 194V185H217V182ZM224 181V180H223ZM223 181H221V182H223ZM240 181V180H239ZM244 181V180H243ZM255 181V180H254ZM257 181V180H256ZM11 182H12V180H11ZM17 182V181H16ZM122 182V181H121ZM120 182V183H121ZM192 182V181H191ZM194 182V181H193ZM193 182H192V184H193ZM196 182H197V180H196ZM234 182V181H233ZM236 182H238V180L236 181ZM242 182V181H241ZM251 182V181H250ZM14 183H15V181H14ZM23 183V182H22ZM206 183H208V181L206 182ZM227 183H229V180L227 181ZM232 183V182H231ZM230 183V184H231ZM235 183V182H234ZM243 183V182H242ZM245 183V182H244ZM30 184H32V182L30 183ZM176 184V183H175ZM189 184V183H188ZM191 184V183H190ZM222 184V183H221ZM233 184V183H232ZM18 185V184H17ZM118 185V184H117ZM115 186V187H118V186ZM187 185V184H186ZM185 185V186H186ZM204 185H206V184H204ZM235 185V184H234ZM238 185V184H237ZM248 185V184H247ZM256 186H254L255 187V189H256V187L258 186V191H253L256 195H257V198H256V195L254 194V193H252L253 194V197H254V195H255V197H254V200L255 201H252L253 200V198L251 199V197L252 196H250L251 194H250V191L249 190H247V191H249V196H250V198L249 199H251V200H249V199H247L249 196L247 195V193H246V195H247V198H246V196L244 197V200H243V198H242V200H243V202L244 201H246V200H249V202L250 203H247V205L248 204H250L251 206H249L248 205V208L250 207V210H251V212H252V216L251 217H247L246 218V220L244 221V223H243V226L241 227V230H240V232H238V230H236V232L235 233H237L238 232V234H239V236H238V240H237V243L235 242L234 244H232V245H234L235 247H233V248H235L234 249V252H233V255L231 254V253H229L230 255H232V258H230L231 260H230V262H231V264H261V261H260V257H259V252L258 251H263L264 249H263V247H264V236L262 237V234H264V232H262V234H261V231L260 230H262V229H264V223H262L263 225H261L260 223V225H261V229H259L260 228V226L258 227V230H259V234H257L256 233V231L258 232V230H257V227L256 226H254V224H255V222H256V220L258 219L257 217L258 216H264V176L262 177H260V179H259V182H258V185H257V183L255 184ZM32 186V185H31ZM86 186V185H85ZM176 186V185H175ZM188 186V185H187ZM222 186H224V188H225V190H227L226 189V187H225V185H222ZM230 186V188H231V185H229ZM233 186V185H232ZM251 186V185H250ZM81 187V188H80ZM205 187V186H204ZM234 187V186H233ZM33 187H31L30 189H28L30 192H28V190H27V192H26V190L24 191L25 192V194H26V196H28V197H30V196H32V194H35L36 193V189H32ZM85 188V187H84ZM122 188V187H121ZM120 188V186H119V189L121 190V191H125L126 192V189L128 188V187H126V188H122L121 189ZM130 188V187H129ZM131 188H133V187H131ZM224 188H223V190H224ZM248 188H249V186H248ZM124 189V190H123ZM177 189V188H176ZM218 189V188H217ZM235 189H236V185H235ZM239 189H240V187H239ZM239 189H237V190H239ZM82 190V189H81ZM85 190V189H84ZM115 190V189H114ZM129 190V189H128ZM182 190V189H181ZM206 190V189H205ZM230 190H233V189H230ZM229 190V191H230ZM252 190V189H251ZM257 190V189H256ZM34 191V192H33ZM133 191V190H132ZM219 191V190H218ZM222 190L220 189V191L219 192H217V196L219 195V194H221V193H223V192H221ZM229 191H227L228 192V194H229ZM234 191V190H233ZM32 192V193H31ZM39 193H37V194H35V197H36V195L37 196H39L38 194H41V192L40 191H38ZM178 192V191H177ZM182 192H184V191H182ZM204 192V191H203ZM240 192V190L238 191V193ZM242 192H243V190H242ZM164 193V192H163ZM162 193V194H163ZM219 193V194H218ZM47 194V196H49L48 195V193H46ZM57 194V193H56ZM57 194V195H58ZM227 194V195H228ZM232 194H233V192H232ZM234 194H235V191H234ZM241 194V193H240ZM42 195H43V193H42ZM124 195H126L127 196V198H125V199H127V200H130V199H132L131 197V192L130 191H127V194L126 193H124ZM201 195H202V193H201ZM207 196H210L209 194H206ZM239 195V194H238ZM242 195H243V193H242ZM245 195V194H244ZM34 196V195H33ZM44 197H47L45 194L43 195ZM59 196V195H58ZM59 196V197H60ZM81 196V195H80ZM116 196V195H115ZM162 196H164V195H162ZM161 196V197H162ZM222 196V195H221ZM221 196L219 197V198H221ZM229 196H230V194H229ZM125 197V196H124ZM198 197H200V196H198ZM197 197V198H198ZM223 197V196H222ZM232 198H233V195L231 196ZM230 197V198H231ZM235 197V196H234ZM163 198V197H162ZM214 198V197H213ZM218 198V197H217ZM227 198V197H226ZM238 198V197H237ZM241 198V197H240ZM256 198V199H255ZM116 199V198H115ZM118 199V198H117ZM116 199V200H117ZM164 199H165V197H164ZM200 199V198H199ZM206 199H208V198H206ZM246 199V200H245ZM115 200V201H116ZM219 200V199H218ZM120 201H122V200H120ZM200 201H203V200H200ZM204 201H206V200H204ZM221 201H222V199H221ZM221 201H220V204H221ZM227 201V200H226ZM238 201V203H236V204H239V201H241V200H237ZM3 202V201H2ZM116 202H118V200L116 201ZM123 202H126V200L125 201H123ZM132 202H133V200H132ZM197 202V201H196ZM224 202V201H223ZM223 202H222V204H223ZM248 202V201H247ZM4 203V202H3ZM3 203H1V205L0 206H4V205H2ZM130 203V202H129ZM199 203H201V202H199ZM124 204H126V203H124ZM124 204H122V203H120V205L122 206V208L121 209H123L124 207ZM202 204H204V203H202ZM213 204V203H212ZM218 204V203H217ZM216 204V205H217ZM219 204V205H220ZM228 204V203H227ZM235 204V203H234ZM33 205H35L33 202L29 205V207L30 208H33V207H35V206H32ZM67 205V206H68ZM119 205V206H120ZM127 205H128V203H127ZM132 205V204H131ZM201 205V204H200ZM240 205V204H239ZM238 205V206H239ZM246 205V206H247ZM117 206H118V203H117ZM118 206V207H119ZM130 206V205H129ZM197 206V205H196ZM203 206H205V205H203ZM207 206V205H206ZM210 206H211V204H210ZM231 206H233V205H231ZM237 206V205H236ZM1 207V208H2ZM219 207V206H218ZM218 207H217V209H218ZM220 207H221V205H220ZM227 207V206H226ZM229 207V206H228ZM234 207H235V205H234ZM245 207V206H244ZM0 208V215H1V213L3 214V213H5L6 215H7V218L8 217H12V219H14V220H16V222H14V220H12L14 223H19V222H21L20 224H22L21 225V227H20V229L21 230H23L22 232H25V230L26 231H28V230H31L32 232H30V235H31V233H36V234H38L41 230H42V226L44 225V222L46 221H50V220H48L47 218H48V216H47V220H43L42 221V219H43V217L42 216H38V215H36V214H39V215H42V213L40 214V213H38V212H30V211H23V209H19V207L17 206V204H13V203H7V204H5V206L1 209ZM68 208V210H67V212L68 211H71L70 209ZM128 208V207H127ZM130 208V207H129ZM128 208V209H129ZM204 208V207H203ZM205 208H207V207H205ZM204 208V209H205ZM224 208V207H223ZM230 208V207H229ZM228 208V209H229ZM125 209V208H124ZM123 209V210H124ZM226 209V208H225ZM224 209V210H225ZM234 209V208H233ZM72 210V211H73ZM108 210V209H107ZM106 210V211H107ZM119 210V209H118ZM131 210V209H130ZM197 210H201L200 208L198 209V207H197ZM197 210H195V211H197ZM206 210V209H205ZM213 210H215V209H213ZM212 210V211H213ZM222 210V207H221V209H220V211ZM224 210H222V211H224ZM246 210V209H245ZM110 211V210H109ZM203 211V210H202ZM210 212V213H213V212ZM215 211H217V210H215ZM214 211V212H215ZM220 211H219V213H220ZM221 211V212H222ZM227 211V210H226ZM229 211V210H228ZM227 211V212H228ZM231 211V210H230ZM244 211V210H243ZM61 212H63V211H61ZM65 212V211H64ZM74 212V211H73ZM113 212V211H112ZM122 212V211H121ZM124 212V211H123ZM209 212V211H208ZM225 212V211H224ZM223 212V213H224ZM227 212H225V213H227ZM35 213V214H34ZM49 213H51V212H48V214ZM55 212H52V214H54ZM56 213H57V211H56ZM66 213V212H65ZM64 213V214H65ZM83 213V212H82ZM81 213V214H82ZM107 213V212H106ZM109 213H111V212H109ZM108 213V214H109ZM117 213V212H116ZM124 213H127V212H124ZM200 213V212H199ZM203 213V212H202ZM216 213H218V212H216ZM232 213V212H231ZM245 213H246V211H245ZM4 214V215H5ZM45 215L47 214V213H44ZM43 214V215H44ZM47 214V215H48ZM67 214V213H66ZM68 214H69V212H68ZM72 214H74V213H72ZM105 214V213H104ZM108 214H106V215H108ZM115 214V213H114ZM132 214V213H131ZM228 214V213H227ZM3 215V216H4ZM50 215V214H49ZM62 215V214H61ZM70 215H71V213H70ZM70 215H68V216H70ZM111 215V214H110ZM199 215H201V214H199ZM211 215V214H210ZM217 215V214H216ZM50 216H52V215H50ZM105 216V215H104ZM114 216V215H113ZM213 216V215H212ZM219 216V215H218ZM221 216H223V215H221ZM225 216H227L226 214H225ZM260 216V217H261ZM67 217V216H66ZM112 217V216H111ZM213 217H216V216H213ZM213 217H212V219H213ZM259 217V218H260ZM6 218V217H5ZM6 218V219H7ZM49 218H51V217H49ZM60 218V217H59ZM58 218V219H59ZM217 218V217H216ZM224 218V217H223ZM222 218V219H223ZM243 218V217H242ZM245 218V217H244ZM257 218V219H256ZM264 218V217H263ZM53 218H51V220H52ZM107 219V218H106ZM111 219V218H110ZM219 219V218H218ZM221 219V218H220ZM225 220H226V217L224 218ZM10 220V219H9ZM102 219H100V221H101ZM214 220V219H213ZM240 220H241V218H240ZM240 220H238V221H240ZM243 220V219H242ZM261 220H262V217H261ZM7 221H8V219H7ZM11 221V220H10ZM11 221V222H12ZM54 221H56V220H54ZM53 221V222H54ZM104 221H106V220H104ZM102 222V223H99V225H100V227H99V230H100V228H102V229H104V226H102V224H104L105 222ZM215 221H217V220H215ZM237 221V222H238ZM258 221V220H257ZM9 222V221H8ZM109 222H110V220H109ZM109 222H106V223H108L109 224ZM142 222V221H141ZM218 222V221H217ZM220 222V221H219ZM241 222V221H240ZM259 222H260V219H259ZM261 222H264V221H261ZM14 223H11L12 225H16V224H14ZM24 223V224H23ZM27 223V224H26ZM48 223V222H47ZM105 223V224H106ZM123 222H121V224H122ZM215 223V222H214ZM222 223H224V222H222ZM221 223V224H222ZM242 223V222H241ZM11 224H9V225H11ZM50 224H51V222H50ZM49 224V225H50ZM104 224V225H105ZM107 224V225H108ZM140 224V223H139ZM237 224H240V223H237ZM11 225V226H12ZM98 225V224H97ZM220 225V224H219ZM256 225V224H255ZM238 226V225H237ZM241 226V225H240ZM239 226V227H240ZM16 227L17 228H19L18 227V225H16ZM98 227V226H97ZM106 227V226H105ZM109 228H106V230L108 229L109 231H111V232H113V234L115 233L116 234V232L118 231V226H117V224H112V225H110L109 224V226H108ZM213 227V226H212ZM217 227H219V226H217ZM254 227H256V230L254 229ZM17 228H16V231H17ZM45 228H46V225H45ZM121 228V227H120ZM20 229H18L19 231H18V233L20 232V233H22L21 231H20ZM43 229H44V227H43ZM211 229V228H210ZM218 229V228H217ZM219 229H221V227H219ZM45 230V229H44ZM212 230H213V228H212ZM105 231V230H104ZM109 231H106V232H109ZM217 232H218V230H216ZM42 232V231H41ZM101 232V231H100ZM215 232V231H214ZM214 232L212 231V234H210V236L211 235H213L214 234ZM44 233V235H45V232L43 231L42 232V234ZM102 233H103V231H102ZM119 233V232H118ZM208 233H209V231H208ZM24 234V233H23ZM32 234V235H33ZM97 234H99V233H97ZM96 234V235H97ZM101 234V233H100ZM207 234V233H206ZM216 234V233H215ZM220 234V233H219ZM259 235V236H257V235ZM260 234H261V236H260ZM20 235V234H19ZM35 235V234H34ZM33 235V236H34ZM39 235V234H38ZM38 235H36V237L38 236ZM43 235V236H44ZM105 235V234H104ZM41 236V235H40ZM43 236H41V237H43ZM207 236V235H206ZM208 236H209V234H208ZM215 236H217V235H215ZM233 236V235H232ZM39 237V236H38ZM37 237V238H38ZM40 237V238H41ZM100 237H102V236H100ZM107 237H109L108 235H107ZM211 237H213V236H211ZM234 237V236H233ZM39 238V239H40ZM50 238V237H49ZM96 238V237H95ZM103 238V237H102ZM104 238L105 239H107L105 236H104ZM103 238V239H104ZM215 238V237H214ZM213 238V239H214ZM52 239V238H51ZM98 239V238H97ZM109 239V238H108ZM209 239V238H208ZM41 240H43V238L41 239ZM44 240H46V239H44ZM102 240V239H101ZM202 240H203V238H202ZM211 240V239H210ZM220 241H222L221 239H219ZM234 240V239H233ZM110 241V240H109ZM109 241L108 242H106V243H108V244H110L109 243ZM200 241V240H199ZM212 241V240H211ZM226 241V240H225ZM228 241V240H227ZM49 243V242H51V241H44V242H42L43 244L44 243ZM197 242V241H196ZM215 242V241H214ZM223 242V241H222ZM222 242H220L221 244H222ZM230 242V241H229ZM117 243V242H116ZM201 243V242H200ZM207 243V242H206ZM209 243H211V242H209ZM213 243V242H212ZM218 243V241L216 242V244ZM225 243V242H224ZM231 243V242H230ZM107 244V245H108ZM198 244V243H197ZM215 244V245H216ZM229 244V243H228ZM41 245V244H40ZM49 245V244H48ZM51 245V244H50ZM202 245V243L200 244V246ZM204 245V244H203ZM37 246V245H36ZM46 246V245H45ZM205 246H206V244H205ZM218 246H220V245H218ZM228 246V245H227ZM230 246V245H229ZM42 247H43V245H42ZM38 248V246H37V248L36 249H32L31 251L29 250V248H28V250H29V252L27 251V250H23V252L24 251H26V252H28L27 253V258H25L26 260L28 259V260H30L31 261V264H33V263H35V264H42L41 262H44L45 261V263L48 261H46L45 259H48V252H46L45 251V247L44 248ZM47 247V246H46ZM211 247V246H210ZM214 247V246H213ZM4 248V247H3ZM196 248H197V246H196ZM214 248H216V247H214ZM230 248V247H229ZM232 248V249H233ZM5 249H7V248H5ZM46 249H48L49 250V247L48 248H46ZM51 249V248H50ZM207 249H208V247H207ZM226 249V248H225ZM231 249V248H230ZM262 249V250H261ZM199 250V249H198ZM214 250V249H213ZM217 250V249H216ZM220 250V249H219ZM6 251V250H5ZM51 251V250H50ZM49 251V252H50ZM203 251V250H202ZM201 251V252H202ZM205 252H206V249L204 250ZM210 251V250H209ZM211 251H212V249H211ZM223 251V250H222ZM225 251V250H224ZM229 251V250H228ZM233 251V250H232ZM8 252V251H7ZM230 252H231V250H230ZM264 252V251H263ZM262 252V253H263ZM25 253V252H24ZM23 253V255H24V257H26L25 255H26V253L24 254ZM199 253V252H198ZM214 253H215V250H214ZM218 253V252H217ZM221 253V252H220ZM227 253V252H226ZM209 254V253H208ZM4 255H7V254H4ZM204 255V254H203ZM213 255V254H212ZM211 255V256H212ZM224 255H226V254H224ZM3 256V255H2ZM215 256H217V254H215ZM222 256H223V253H222ZM263 256H264V254H263ZM201 257V256H200ZM204 257H206V256H204ZM227 257V256H226ZM226 257H224V258H226ZM50 258V257H49ZM213 258L214 257H210V259H212L213 260ZM218 258V257H217ZM223 258V257H222ZM6 259V258H5ZM200 259H202V258H200ZM204 259V258H203ZM202 259V260H203ZM206 260H207V262H209L208 261V259L207 258H205ZM215 259H216V257H215ZM228 259V258H227ZM1 260H3V259H1ZM7 260V259H6ZM221 260H223V259H221ZM225 260V259H224ZM229 260V259H228ZM215 261V260H214ZM29 262V261H28ZM196 262V261H195ZM205 262V261H204ZM225 262V261H224ZM5 263H6V261H5ZM48 263V262H47ZM46 263V264H47ZM217 263V262H216ZM229 262L227 261V263L226 264H228ZM203 264V263H202ZM208 264V263H207Z\"/></svg>","mask_w":264,"mask_h":264},{"label":"crops","instance_id":"0c3cea01","mask_svg":"<svg viewBox=\"0 0 264 264\" xmlns=\"http://www.w3.org/2000/svg\"><path fill=\"white\" fill-rule=\"evenodd\" d=\"M37 1V0H36ZM68 4H67V8L69 9V10H74V9H76L77 7L74 5V2H76L75 0H65ZM73 2V3H72ZM42 4H43V2H41V1H37V5H36V13H40V14H42L41 12H40V9H41V6H42ZM71 13L72 12H69L68 10H66V9H57L56 7H55V4H53L52 5V7H51V9H50V11H49V16H47V21L49 20V19H51V18H58V19H61V20H65L66 22H67V24L68 25H71V22L73 23V20H74V18L73 17H71L72 15H71ZM68 16H69V18L71 19H69L68 18ZM42 19H44V17H43V15H42ZM45 20V19H44ZM71 21V22H70ZM44 22V21H43ZM85 27V32L87 31V27H86V25L84 26ZM84 34H86V33H84Z\"/></svg>","mask_w":264,"mask_h":264}]
</instances>
